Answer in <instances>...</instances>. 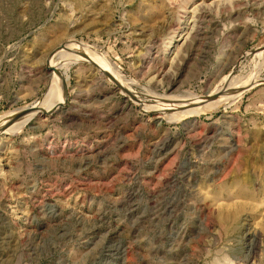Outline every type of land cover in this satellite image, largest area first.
<instances>
[{
  "label": "rangeland",
  "instance_id": "374dc122",
  "mask_svg": "<svg viewBox=\"0 0 264 264\" xmlns=\"http://www.w3.org/2000/svg\"><path fill=\"white\" fill-rule=\"evenodd\" d=\"M56 63L0 130V264H264V0H0L1 127Z\"/></svg>",
  "mask_w": 264,
  "mask_h": 264
},
{
  "label": "bare ground",
  "instance_id": "6f19581e",
  "mask_svg": "<svg viewBox=\"0 0 264 264\" xmlns=\"http://www.w3.org/2000/svg\"><path fill=\"white\" fill-rule=\"evenodd\" d=\"M187 34V33H186ZM185 37H186V35L184 36H181V38L182 39H185ZM186 38H188V37H186ZM185 41V40H184ZM187 41V40H186ZM185 41V42H186ZM184 42V43H185ZM182 44H183V42H182ZM184 45V44H183ZM79 53H81V52H79ZM85 53V52H84ZM76 54V53H75ZM74 54V55H75ZM69 58H71V57H69ZM63 60V59H62ZM66 60V59H65ZM68 60V59H67ZM71 60H73V61H75V60H83L84 62H91V63H93L95 66H96V68H98V69H101L102 71H104V72H108V73H110L112 76H114L113 75V71L110 69V67L108 66V65H106L105 64V62L104 61H102V60H99V58H96V57H94V56H91L90 54L88 55V54H86V56H76V57H74L73 59H70V61ZM69 61V60H68ZM67 62V61H66ZM65 62H63V64H64ZM69 63V62H68ZM74 63V62H73ZM62 64V65H63ZM60 67H61V64L59 63H56V64H54V66L52 67V78H49L50 79V86L48 85V88H50V89H48V91H47V93L42 97V99L40 100V102L38 103V105H36L35 107H34V109H32L28 114H26L22 119H21V121L15 126V127H11V126H5V127H1L0 126V128H3V129H0L2 132H6V133H11V132H8V131H10V130H13L14 128L16 129L17 127L20 129V128H22L21 126L26 122V120L29 118V117H33V116H35V115H43L44 113H45V107H46V105H47V101L50 99V93L52 92V89H53V87H54V85H55V81H56V78H57V76H56V73H57V71L60 69ZM54 74V75H53ZM58 74V73H57ZM118 77V76H117ZM58 80V79H57ZM116 80H118V82H120L121 80L120 79H118V78H116ZM237 82V81H236ZM239 82H241V81H239ZM238 82V83H239ZM243 82V81H242ZM247 84H248V82L247 81H245ZM251 82H253V81H251ZM234 83V82H233ZM255 83H257L256 85H258V83L259 82H256L255 81ZM231 84V83H230ZM235 84H237V83H235ZM240 84H242V83H240ZM240 84H237V85H240ZM244 85V83L242 84V86ZM230 86H232V85H230ZM233 86H235V85H233ZM249 87V86H248ZM233 89V88H232ZM239 89V88H238ZM243 89V88H242ZM213 97V96H212ZM192 100H195V99H192ZM191 100V101H192ZM177 101V100H176ZM49 102V101H48ZM204 101H200V100H197V101H194L191 105H189V106H187V107H185L184 108V111H187L186 109H189L188 111H191L192 109H194L196 106H198V105H200L201 103H203ZM182 103V102H181ZM180 103V104H181ZM184 103V102H183ZM50 104V103H49ZM185 104V103H184ZM187 105V104H186ZM177 106V105H176ZM170 108V107H169ZM174 111V110H173ZM11 125V124H10ZM15 125V124H14ZM18 130V129H17ZM16 132V131H15ZM250 230V229H249ZM253 230V229H252ZM257 236L258 235H256V232H255V229L249 234V237L250 238H252V239H256L257 240ZM254 242V241H253ZM256 243V242H255Z\"/></svg>",
  "mask_w": 264,
  "mask_h": 264
},
{
  "label": "water",
  "instance_id": "95a60500",
  "mask_svg": "<svg viewBox=\"0 0 264 264\" xmlns=\"http://www.w3.org/2000/svg\"><path fill=\"white\" fill-rule=\"evenodd\" d=\"M47 68L49 69H52L50 68L49 66H46ZM31 111V109H22V110H19L18 112H16L13 116H11V118L6 122V126L7 124L11 123L13 120L17 119V118H20L24 115H26L27 113H29Z\"/></svg>",
  "mask_w": 264,
  "mask_h": 264
}]
</instances>
